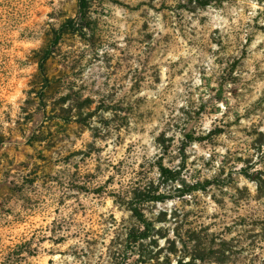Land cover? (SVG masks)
I'll return each mask as SVG.
<instances>
[{
	"label": "rangeland",
	"instance_id": "rangeland-1",
	"mask_svg": "<svg viewBox=\"0 0 264 264\" xmlns=\"http://www.w3.org/2000/svg\"><path fill=\"white\" fill-rule=\"evenodd\" d=\"M188 1L97 0L87 41L78 0H0V264H264V0ZM160 155L216 182L163 187L129 248Z\"/></svg>",
	"mask_w": 264,
	"mask_h": 264
},
{
	"label": "trees",
	"instance_id": "trees-1",
	"mask_svg": "<svg viewBox=\"0 0 264 264\" xmlns=\"http://www.w3.org/2000/svg\"><path fill=\"white\" fill-rule=\"evenodd\" d=\"M97 0H78V10L75 17H70L62 25L63 31L69 33L77 34L87 41H90L92 36L89 32L90 29V10L91 7L95 4ZM222 0H189L188 2L195 4L198 8H205L212 3L220 2ZM58 42L56 39L52 45H55ZM52 50L47 49L44 55L40 60L41 70H45V62L51 55ZM220 97H218L219 99ZM201 109V107H200ZM185 113L189 114L188 111ZM188 142L201 141L203 138H196L193 133H187ZM208 136V135H207ZM169 139H166V136L162 134L158 137L157 142L162 147L163 150H168ZM186 143L185 145H187ZM162 155L155 161L154 168H157L158 178L154 180L150 177L149 173L139 172V176L135 182L125 191L122 195L120 194L119 198L122 201H125L129 209L132 211L133 215L137 220L143 225V229L137 231L132 229L127 237V242L129 248H136L141 240L147 238L150 233L148 230L151 229V223L147 220L144 214V206L147 203L164 201L169 197V195L162 190L163 187L176 182H181L184 187L182 189L177 188L179 193L177 196H184L187 194H192L197 190H206L214 182L213 179H206L204 181H196L194 183H188L185 179V173L183 167L172 168L166 166L161 160ZM246 177L257 182L258 188L264 190V169H255V171H250L248 168L241 169ZM131 246V247H130ZM135 249H133L134 251Z\"/></svg>",
	"mask_w": 264,
	"mask_h": 264
}]
</instances>
